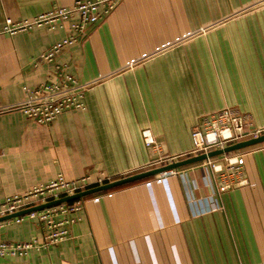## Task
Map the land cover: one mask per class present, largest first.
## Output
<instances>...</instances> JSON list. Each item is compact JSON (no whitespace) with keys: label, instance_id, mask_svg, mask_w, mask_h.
Returning <instances> with one entry per match:
<instances>
[{"label":"crops","instance_id":"1","mask_svg":"<svg viewBox=\"0 0 264 264\" xmlns=\"http://www.w3.org/2000/svg\"><path fill=\"white\" fill-rule=\"evenodd\" d=\"M75 1L0 0V27ZM77 22L73 12L54 29L0 34V200L58 174L112 181L143 171L188 151L193 127L226 106L264 126V0H121L82 32ZM58 65L84 86V109L49 124L9 109L24 85L58 81ZM245 174L247 185L217 192L223 180L195 162L94 194L64 240L0 264L263 263L264 149ZM14 217L0 220V240L41 237L36 221Z\"/></svg>","mask_w":264,"mask_h":264},{"label":"built area","instance_id":"2","mask_svg":"<svg viewBox=\"0 0 264 264\" xmlns=\"http://www.w3.org/2000/svg\"><path fill=\"white\" fill-rule=\"evenodd\" d=\"M120 1L76 0L72 7H56L30 20L13 21L7 17L0 27V34L13 35L17 31L42 25L54 29L58 22L66 20L73 12H77L79 15V22L73 26L74 30L82 32L89 22H96L99 18L107 17L112 13ZM73 40L74 37L71 36L67 42L70 43ZM58 49L59 47L56 45L44 51L39 57L40 60H52ZM65 68V66H57L58 81H44L34 87L24 85L23 90L26 94L24 100L9 109L19 110L40 124L51 123L63 112L84 109V86L78 84L76 76L67 73ZM263 134L264 126L254 124L249 115L241 113L234 107L226 106L206 115L200 124L193 127L191 147L188 151L153 159L146 165L145 170L180 159L208 154L211 151L224 149L229 145ZM142 138L146 146H155V139L148 129L142 131ZM263 149L264 141L232 152L207 157L198 163L208 168L211 174L220 176L223 182L216 186V191H225L235 185L241 187L248 184L245 174L246 159L254 151ZM178 172L179 168H176L156 176L177 174ZM106 181L109 182L111 179L102 176L92 179L90 175L66 179L58 174L46 183L35 185L22 194L10 195L0 200V217L75 194L91 186L104 184ZM83 209L84 198H81L15 216L13 219L16 222L27 217L40 224L42 227L41 237H32L29 240L17 242L0 240V257L26 256L31 250L39 251L56 245L68 237L70 226L80 220L79 213ZM260 264H264V262Z\"/></svg>","mask_w":264,"mask_h":264},{"label":"water","instance_id":"3","mask_svg":"<svg viewBox=\"0 0 264 264\" xmlns=\"http://www.w3.org/2000/svg\"><path fill=\"white\" fill-rule=\"evenodd\" d=\"M263 141H264V134L260 135L259 137H256V138L248 139L245 141H241V142L229 145V146L225 147L224 149H218V150L211 151L208 154H200L198 156H192V157H188L185 159H180L178 161H173V162L168 163V164L157 166V167H154L151 169H146V170L134 173V174H129L127 176L106 182L104 184L85 189V190L77 192L75 194L64 196V197H61V198H58L55 200H51V201H48L46 203H43V204H40L37 206H33L31 208H28V209H25V210H22L19 212H16L14 214H10V215L4 216V217H0V220L11 218V217H14L17 215H22V214H25V213L32 211V210L41 209V208L56 205V204H59L62 202H69L72 200L81 199V198H84L88 195H92V194H95L98 192L106 191V190H109V189H112V188H115L118 186H122L125 184L133 183L135 181H139V180H142V179H145L148 177L156 176L162 172H166V171H169L172 169H176V168H180V167L189 165V164L201 161L203 159H206L207 157H213V156L220 155L222 153L232 152V151H235L238 149H242V148H245L248 146L255 145V144L263 142Z\"/></svg>","mask_w":264,"mask_h":264},{"label":"trees","instance_id":"4","mask_svg":"<svg viewBox=\"0 0 264 264\" xmlns=\"http://www.w3.org/2000/svg\"><path fill=\"white\" fill-rule=\"evenodd\" d=\"M153 177V176H152ZM149 178H151V177H148V178H145V179H149ZM145 179H142V180H145ZM142 180H139V181H142ZM139 181H135V182H133V183H136V182H139ZM133 183H129V184H125V185H122V186H118V187H115V188H112V189H109V190H106V191H102V192H98V193H103V192H110V191H113V190H115V189H118V188H121V187H123V186H126V185H130V184H133ZM95 186H97V185H94V186H91V187H95ZM90 187V188H91ZM95 194H97V193H95ZM92 195H94V194H92ZM92 195H88V196H86V197H84V199L85 198H88V197H90V196H92ZM77 200V199H76ZM73 201V200H72Z\"/></svg>","mask_w":264,"mask_h":264}]
</instances>
